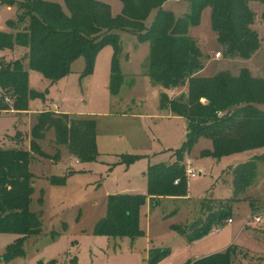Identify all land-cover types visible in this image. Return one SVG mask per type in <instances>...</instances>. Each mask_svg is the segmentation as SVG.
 I'll use <instances>...</instances> for the list:
<instances>
[{
	"label": "rangeland",
	"instance_id": "rangeland-1",
	"mask_svg": "<svg viewBox=\"0 0 264 264\" xmlns=\"http://www.w3.org/2000/svg\"><path fill=\"white\" fill-rule=\"evenodd\" d=\"M5 1L0 0V32L27 31L25 24H16L24 14L23 10L19 11L17 3L11 5ZM44 1L59 5L67 13L64 0ZM96 1L108 4L112 15L121 11L118 0ZM249 7L255 14L252 28L260 38V47L249 60L223 56L211 29L209 8L202 12L199 24L188 29L187 35L197 42L201 51L203 68L199 76L211 77L221 71L237 76L245 68L255 78L264 77V22L261 19L264 4L250 2ZM162 9L180 18L189 12V3L186 0L167 1ZM156 11H151L144 22L145 27L150 26ZM117 34L121 46L119 68L124 78L118 95L109 93L113 50L105 46L96 55L95 70L86 77L81 75L84 68L82 58L73 62L68 76L54 83L29 70V88L46 92L44 98L30 101L29 111L20 118L0 110L2 149L29 150V135L37 123L38 114L57 110L71 118L95 121L98 152L95 161L79 160L76 163L77 159L65 147L53 146V130L38 142L40 150L47 156L56 152L59 156L57 163L37 156L29 163V172L33 175L30 210L40 214L41 233L25 240L23 257L10 261L0 259V264H38L39 261L41 264H147L149 252L159 249H168L170 254L157 264H184L209 256L208 252L223 241L253 253L238 257L243 263L264 264V260L253 258L255 254L264 255L263 245L250 237V231L254 229L264 231V162L261 161L264 160V147L214 159L202 156L203 151L212 149L211 141L198 138L182 161L186 196L160 197L158 204L157 200L148 198L140 210L139 227L144 232L143 237L120 239L93 234L97 222L106 215L108 197L142 194L148 165L172 164L174 153L184 145L187 134L185 119L174 116L160 104L162 93L169 100H177L176 92L186 85L164 89L154 83L148 75L149 43L139 42L126 31H117ZM27 51L28 47L20 46L11 50L0 48V66L24 59ZM218 51L220 59L214 57ZM3 103L10 104L8 99ZM259 108L264 110V105ZM126 156L138 158L129 163L122 160ZM259 156L260 162L250 186L235 196L238 201L232 204V224L225 220L219 225L218 233H211L212 228L205 237L193 243L174 231L175 227L184 229L202 217L200 202L206 194L215 200L233 198L230 169ZM187 162L196 172L193 179L185 176ZM54 177L65 178V183L53 185L51 180ZM202 218L208 219L206 216ZM15 238L12 234H0V257Z\"/></svg>",
	"mask_w": 264,
	"mask_h": 264
},
{
	"label": "trees",
	"instance_id": "trees-1",
	"mask_svg": "<svg viewBox=\"0 0 264 264\" xmlns=\"http://www.w3.org/2000/svg\"><path fill=\"white\" fill-rule=\"evenodd\" d=\"M118 1L122 7L116 15H112L108 4L96 0H64L67 13L59 5L44 0L5 1L11 5L17 3L19 11L23 10L16 24H25L27 31L0 32V48L11 50L20 46L28 47V51L24 59L0 66V110L20 118L29 111L30 101L44 98L46 92L29 88V70L54 83L68 76L73 62L82 58L81 75L86 77L93 73L96 55L105 46L113 50L108 89L116 96L124 81L119 68L121 46L117 31L129 32L139 42H148V75L152 81L164 89L187 87L177 100H169L165 93L160 99L161 108L185 119L187 134L184 145L174 153L172 164L148 165L143 194L108 197L106 215L93 230L96 236L136 239L144 236L139 218L148 198L157 200L158 204L160 197L186 196L182 161L198 138L211 141L212 149L203 151L202 156L214 159L264 147V110L259 108L264 105V77L255 78L245 68L237 76L227 71L212 77L198 76L203 68L201 51L197 42L187 35L188 29L197 26L202 12L209 8L211 29L223 56L248 60L260 47L258 32L252 28L255 14L249 3L264 4V0H186L189 12L180 18L162 9L167 1L180 0ZM155 9L152 23L145 27V20ZM261 19L264 22V12ZM4 99L10 104L3 103ZM50 130L54 131L53 146L65 147L77 162H93L98 156L94 120L75 119L52 111L38 114L29 135V150L0 148V234L16 236L5 248L1 260L23 257L25 240L41 233L40 214L30 210L33 175L29 163L34 156L49 158L54 163L59 161L58 152L47 156L38 144ZM260 157L230 169L233 198L215 200L206 194L200 202V214L208 219L201 217L184 229L175 227L174 231L193 243L213 227L232 220V204L238 201L235 196L250 186ZM137 158L126 156L122 160L131 163ZM51 183L63 185L65 178L54 177ZM236 252L235 247H230L184 264H233ZM169 254L168 249L149 252L147 264H157Z\"/></svg>",
	"mask_w": 264,
	"mask_h": 264
},
{
	"label": "crops",
	"instance_id": "crops-1",
	"mask_svg": "<svg viewBox=\"0 0 264 264\" xmlns=\"http://www.w3.org/2000/svg\"><path fill=\"white\" fill-rule=\"evenodd\" d=\"M219 52V51H218ZM217 53V52H216ZM215 53V54H216ZM252 58V57H251ZM250 58V59H251ZM110 59H111V56H110ZM218 59H220V58H218ZM97 60V59H96ZM249 60V59H248ZM110 63H111V60H110ZM95 65H96V62H95ZM95 70V69H94ZM249 70V69H248ZM201 72H202V70L201 71H199L198 72V76L201 74ZM71 73V72H70ZM218 73V72H217ZM214 76V75H213ZM202 77V76H201ZM212 77V76H211ZM183 88H184V91H183ZM182 89H180V91L179 92H176L177 93V97L181 94V93H183V92H186V90H187V87L185 86V87H183ZM49 111H52V112H55V113H61V114H67V113H65V112H59V111H57V110H49ZM67 115H69V114H67ZM77 161V160H76ZM257 168H258V166H257ZM145 189H146V184H145V188H144V190H143V193L145 192ZM142 193V194H143ZM226 200V199H225ZM233 223V221L231 222V223H229V224H232ZM228 224V223H227ZM220 231V228H219V230L217 231V232H214V231H211V233H218ZM250 237L256 242V243H258L259 245L260 244H262L263 245V247H264V231L263 230H261V229H254V230H252V231H250ZM14 240V239H13ZM198 241V240H197ZM230 247H235V245H233L232 244V242H228V241H223V243L221 242V243H219L217 246H215V248H213V249H211V251L210 252H208L210 255H212V253H222V252H224V251H226L228 248H230ZM236 249H237V252H236V256H235V261H233V264L235 263V264H245V263H243V260H239L238 259V257L239 258H244L245 256H247V255H253V253H250L249 252V250L248 249H244V248H241V247H235ZM253 258H255V259H257V260H264V255H254V257ZM38 264H41V262L39 261L38 262ZM259 264V263H258Z\"/></svg>",
	"mask_w": 264,
	"mask_h": 264
},
{
	"label": "built area",
	"instance_id": "built-area-1",
	"mask_svg": "<svg viewBox=\"0 0 264 264\" xmlns=\"http://www.w3.org/2000/svg\"><path fill=\"white\" fill-rule=\"evenodd\" d=\"M214 57L216 58V59H218V58H220L221 57V54L219 53V52H217L215 55H214ZM76 163H77V161H76ZM185 176H186V178H188V179H193V178H195L196 177V172H195V170L192 168V164L190 163V162H187V163H185ZM177 182H175V184H176ZM232 222V220H230V219H228L227 220V222L226 223H231ZM219 225L218 226H215V227H213V231L214 232H217L218 230H219Z\"/></svg>",
	"mask_w": 264,
	"mask_h": 264
}]
</instances>
